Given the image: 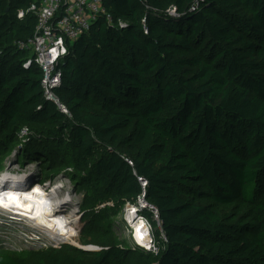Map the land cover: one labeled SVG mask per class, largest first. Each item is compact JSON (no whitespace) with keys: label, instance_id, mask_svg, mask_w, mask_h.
I'll return each mask as SVG.
<instances>
[{"label":"trees","instance_id":"1","mask_svg":"<svg viewBox=\"0 0 264 264\" xmlns=\"http://www.w3.org/2000/svg\"><path fill=\"white\" fill-rule=\"evenodd\" d=\"M31 2L42 0H0V143L27 126L36 159L72 148L83 179L125 202L147 180L160 253L128 264H264V0H106L114 23L97 22L59 65L70 115L16 45L35 31V14L17 17ZM204 197L252 203L257 223L231 224ZM111 239L89 256L40 247L0 264H123Z\"/></svg>","mask_w":264,"mask_h":264},{"label":"rangeland","instance_id":"2","mask_svg":"<svg viewBox=\"0 0 264 264\" xmlns=\"http://www.w3.org/2000/svg\"><path fill=\"white\" fill-rule=\"evenodd\" d=\"M172 6L170 4L167 10L172 8ZM34 140L33 132L30 130L25 134H21L16 142L10 143V141H7L0 143V170H4L3 172L0 171V175L2 173L10 175L7 173L18 171L16 175L19 173L25 176L29 175L30 178L28 176L25 178H29L28 183L30 180H38V183L44 182L50 186L57 185V193L52 191V194L62 200L68 199L66 201L69 202L66 205L64 204L63 208L58 206V209H60L58 213L65 216L67 215L65 213L66 210H76L77 233L71 236V232H69V238L61 242L55 238H46L29 224L9 218L5 213H0V223L2 224L0 225V253L23 255L40 247L57 248L67 246L71 251H79L89 256L97 251L96 248H101L99 241L112 238L111 240L114 244L125 251L124 255L117 259V262L128 264L131 256L136 258L141 254H145V252L135 248L128 240L129 235L126 227L129 224L125 218V211L129 210V208L127 209L128 203L142 204L144 207L146 204L138 203V198L134 201L128 200L125 202L123 199L116 197L113 192H104L102 188L97 187L94 183L85 181L74 167L71 157L72 148L65 147L64 159L60 161L52 160L46 163L39 158L36 159L34 152L36 150L35 146H37L39 141ZM51 200L53 201V199ZM197 202L211 205L214 210L231 224L244 223V226H248L257 223L254 205L247 201L240 199L230 204H218L211 198L204 197L197 200ZM113 210L120 211L121 214L116 215ZM100 211L107 212L108 215L106 217H97ZM74 212V210H71V213ZM142 213L151 222L155 237L158 240L159 225L152 222L150 207L145 208ZM72 229H75V227L73 226ZM26 235L28 237L33 236L32 238L35 240H30ZM13 243L20 244V247L14 246ZM80 246L89 247L91 250H81ZM146 254L148 253L146 252ZM150 254L153 256L159 255L156 253Z\"/></svg>","mask_w":264,"mask_h":264},{"label":"built area","instance_id":"3","mask_svg":"<svg viewBox=\"0 0 264 264\" xmlns=\"http://www.w3.org/2000/svg\"><path fill=\"white\" fill-rule=\"evenodd\" d=\"M36 15L37 23L34 33L25 40L16 42L19 50L29 51L33 56L24 62L25 67H29L33 62L40 68L42 72V89L43 96L56 103L60 111L70 115L67 106L61 102L57 95V89L62 84V70L60 63L70 52V45L78 40L81 36L88 33L91 28L99 21H106L108 24L114 23L112 14L108 11L106 0H42L40 4L31 2L26 7H22L17 11V17L22 20L27 14ZM122 24V22H120ZM143 28L146 30V20H142ZM2 51L0 50V56ZM143 193L138 196V203L146 204H129L127 206L125 218L129 224L126 227L129 235L128 240L137 249L147 253H160V246L155 237L152 224L149 219L142 213L145 208L151 209L152 222H155L161 228V220L158 209L147 202L146 187L147 180L139 178ZM44 185H49L45 183ZM56 186L57 185H53ZM52 187V186H50ZM53 188V187H52ZM58 189V187H57ZM5 192V191H3ZM61 198L57 197L58 203ZM58 203L55 205L57 206ZM74 210V213H71ZM66 210L73 222L75 229L70 230V235H76V210ZM128 213L132 216V221L142 222V230L137 233L136 229L131 225ZM33 235V234H32ZM30 240H35L33 236L26 235ZM162 238L165 235L162 233ZM20 247V244H14ZM159 247V248H158ZM100 249V248H96Z\"/></svg>","mask_w":264,"mask_h":264},{"label":"bare ground","instance_id":"4","mask_svg":"<svg viewBox=\"0 0 264 264\" xmlns=\"http://www.w3.org/2000/svg\"><path fill=\"white\" fill-rule=\"evenodd\" d=\"M1 176L7 182L19 179L23 180L27 177L20 173L17 174V179L12 175H4V173H2ZM29 186L30 185L27 181L25 184L9 183L6 187L0 189V201L2 202V204H0V213H5L9 218L17 219L25 224H29L33 228H36L46 238H55L61 242L66 241V239L69 238V232L72 230L74 222L69 216L60 215L58 213V211H60L58 206L59 208H63L64 204L66 205L69 203L66 201L68 199H60L58 205L54 206L55 204H53L54 202L51 200L52 198L45 195L44 187L38 186L36 192L34 189L32 192H25V194L21 193V191L19 193L16 190H27ZM52 187L53 192L55 191L57 193V187ZM10 206H13L16 209H13ZM128 218L131 221V225L136 229L134 232L137 233L142 230V222L132 221L133 218L130 213H128ZM139 236L140 234L137 233V238Z\"/></svg>","mask_w":264,"mask_h":264},{"label":"water","instance_id":"5","mask_svg":"<svg viewBox=\"0 0 264 264\" xmlns=\"http://www.w3.org/2000/svg\"><path fill=\"white\" fill-rule=\"evenodd\" d=\"M166 13L168 14V15H170V16H173V17H180L182 14H180L178 11H177V9H176V6H172V8H170V9H168V10H166ZM31 129L29 128V127H27V126H24L22 129H21V134H25V133H27L28 131H30ZM16 173H18V171L17 172H14V173H9L8 172V174H10V175H14V177H16L17 175H16ZM26 176H28L29 177V175H26ZM30 178V177H29ZM28 178V179H29ZM20 180V179H19ZM23 180H27V179H23ZM1 202V201H0ZM0 204H2V203H0ZM0 225H2L1 223H0ZM80 249L81 250H85V251H88V250H91V248H89V247H82V246H80ZM97 250H100V249H97Z\"/></svg>","mask_w":264,"mask_h":264},{"label":"crops","instance_id":"6","mask_svg":"<svg viewBox=\"0 0 264 264\" xmlns=\"http://www.w3.org/2000/svg\"><path fill=\"white\" fill-rule=\"evenodd\" d=\"M44 183V182H43Z\"/></svg>","mask_w":264,"mask_h":264}]
</instances>
